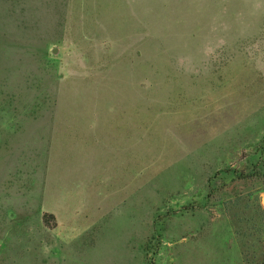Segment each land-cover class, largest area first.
Returning <instances> with one entry per match:
<instances>
[{
    "label": "rangeland",
    "instance_id": "obj_1",
    "mask_svg": "<svg viewBox=\"0 0 264 264\" xmlns=\"http://www.w3.org/2000/svg\"><path fill=\"white\" fill-rule=\"evenodd\" d=\"M0 264H264V0H0Z\"/></svg>",
    "mask_w": 264,
    "mask_h": 264
}]
</instances>
